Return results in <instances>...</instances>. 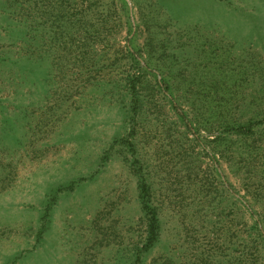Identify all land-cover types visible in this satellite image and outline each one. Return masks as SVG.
Returning <instances> with one entry per match:
<instances>
[{
	"label": "rangeland",
	"instance_id": "rangeland-1",
	"mask_svg": "<svg viewBox=\"0 0 264 264\" xmlns=\"http://www.w3.org/2000/svg\"><path fill=\"white\" fill-rule=\"evenodd\" d=\"M261 217L264 0H0V264H264Z\"/></svg>",
	"mask_w": 264,
	"mask_h": 264
},
{
	"label": "trees",
	"instance_id": "trees-1",
	"mask_svg": "<svg viewBox=\"0 0 264 264\" xmlns=\"http://www.w3.org/2000/svg\"><path fill=\"white\" fill-rule=\"evenodd\" d=\"M147 69V68H146ZM165 82V80L159 81V85H161V82ZM137 81L133 82L132 84V95L134 96L133 103L136 108L137 104L139 103L138 94L136 91ZM136 112V111H135ZM179 115L182 117V119L186 120V116L184 113H180ZM260 119H252L247 121L246 123H238L236 126H232V129L235 133L242 136H251L255 132V128L258 124H260L262 121H259ZM188 127L192 128L189 123H186ZM127 144L133 146V143L127 140H124ZM134 172L138 175L139 179V191H140V200L142 204V210L144 212V215L148 221V242L144 248V250L151 249L159 240L160 237V219L157 209L152 205V195H151V188L150 185L147 182L146 176L143 174L141 169H137L134 167ZM262 217L258 220H255V231L257 233V236L264 241V222L262 221ZM262 224V225H260Z\"/></svg>",
	"mask_w": 264,
	"mask_h": 264
}]
</instances>
